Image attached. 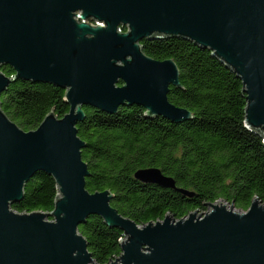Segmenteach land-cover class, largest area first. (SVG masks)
Returning a JSON list of instances; mask_svg holds the SVG:
<instances>
[{
	"label": "water",
	"instance_id": "obj_1",
	"mask_svg": "<svg viewBox=\"0 0 264 264\" xmlns=\"http://www.w3.org/2000/svg\"><path fill=\"white\" fill-rule=\"evenodd\" d=\"M156 36L189 40L234 72L247 101L245 124L264 138V0H0V264H98L79 232L91 216L123 233L121 255L110 264H264L258 199L247 211L216 202L202 214L138 226L112 206L111 191L87 190L77 128L84 107L117 115L138 105L147 118L175 124L194 118L169 101L172 87L183 89L175 61L143 52L142 42ZM18 80L63 89L69 112H51L23 131L1 102ZM41 172L59 188L53 211L17 212ZM134 178L194 197L156 168Z\"/></svg>",
	"mask_w": 264,
	"mask_h": 264
},
{
	"label": "trees",
	"instance_id": "obj_2",
	"mask_svg": "<svg viewBox=\"0 0 264 264\" xmlns=\"http://www.w3.org/2000/svg\"><path fill=\"white\" fill-rule=\"evenodd\" d=\"M143 52L156 61L174 60L183 89L171 88L169 101L194 118L175 124L163 117L145 116L138 105L121 107L117 115L84 107L79 138L90 177V193L111 191L112 206L138 226L176 221L205 213L210 203L224 202L247 211L258 199L264 204V138L247 128V101L242 81L211 51L182 38L156 36L142 42ZM2 72L15 75L10 66ZM65 91L50 84L15 81L2 94V110L23 131L36 130L51 113L69 112ZM156 168L177 187L194 193L185 197L134 178L137 171ZM59 197L55 180L38 173L26 186L24 199L13 206L19 213H50ZM89 252L98 264L121 255L123 233L91 216L79 226Z\"/></svg>",
	"mask_w": 264,
	"mask_h": 264
},
{
	"label": "rangeland",
	"instance_id": "obj_3",
	"mask_svg": "<svg viewBox=\"0 0 264 264\" xmlns=\"http://www.w3.org/2000/svg\"><path fill=\"white\" fill-rule=\"evenodd\" d=\"M225 204L228 206V209H230L233 206V205H230V204H227V203H225Z\"/></svg>",
	"mask_w": 264,
	"mask_h": 264
}]
</instances>
